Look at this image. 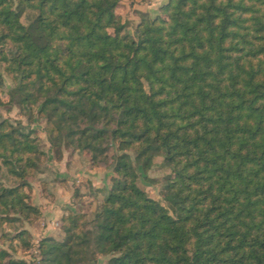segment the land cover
Instances as JSON below:
<instances>
[{
	"label": "trees",
	"instance_id": "16d2710c",
	"mask_svg": "<svg viewBox=\"0 0 264 264\" xmlns=\"http://www.w3.org/2000/svg\"><path fill=\"white\" fill-rule=\"evenodd\" d=\"M121 3L0 0L7 104L46 121L57 158L117 175L95 220L71 212L68 241L42 240V263L264 264V0H169L134 35ZM37 141L0 122V176L20 181L0 186V224L40 216L25 192ZM158 157L167 206L138 183Z\"/></svg>",
	"mask_w": 264,
	"mask_h": 264
},
{
	"label": "rangeland",
	"instance_id": "374dc122",
	"mask_svg": "<svg viewBox=\"0 0 264 264\" xmlns=\"http://www.w3.org/2000/svg\"><path fill=\"white\" fill-rule=\"evenodd\" d=\"M140 2L141 8L138 4L135 5V1L122 0L117 10L123 21L128 22V32L131 35H134L137 24L140 22V14H151L155 17L160 14L162 7L160 6L162 0H140ZM19 3L20 0H15L16 5ZM142 10L150 14L142 13ZM22 21L28 24L27 16ZM0 73L5 83V88L0 92V99L3 102L0 106V122L8 120L14 126L18 123L30 126L35 131V136L39 140L37 142L44 153L39 165L40 170L25 180L29 184V187L25 188L26 194L30 196L29 203L37 208L40 216L33 223L20 219L12 225L8 222L0 224V251L4 250L7 253L5 262L24 261L26 264H43L40 250L42 240L54 238L60 242L68 241L71 235L62 229V220L71 212L77 215L85 214L89 221L95 220L109 195L112 179L117 175L110 168L92 167L90 157L84 153L64 149L62 158H57L51 150L45 131L46 121L35 118L30 124L29 117L18 107L7 104L9 100L7 92L13 88V84L4 70L3 63L0 64ZM169 175V168H165L163 159L158 157L155 159L153 168L145 174V179L141 177L138 183L149 197L167 206L162 194ZM19 184L20 181L6 176L5 171L0 176L1 187L11 189ZM22 231L27 232L24 241L15 237ZM107 261V257L99 256L91 264H106Z\"/></svg>",
	"mask_w": 264,
	"mask_h": 264
},
{
	"label": "crops",
	"instance_id": "0c3cea01",
	"mask_svg": "<svg viewBox=\"0 0 264 264\" xmlns=\"http://www.w3.org/2000/svg\"><path fill=\"white\" fill-rule=\"evenodd\" d=\"M135 1V5H137L138 4V6H139V8H141V5H139V3H141L140 2V0H134ZM169 2V0H162V2L160 3V6H163V5H165V4H167ZM142 13H148V14H150V12H146V11H144V10H142L141 11ZM151 15V14H150ZM152 16V15H151ZM93 173V172H92ZM91 175H94V174H91ZM92 182H93V185L95 186V183H94V181L92 180ZM39 200H42V199H40L39 198ZM38 201V200H37Z\"/></svg>",
	"mask_w": 264,
	"mask_h": 264
}]
</instances>
